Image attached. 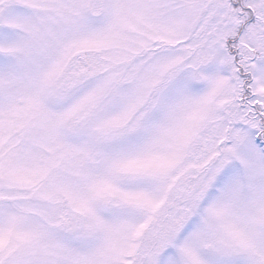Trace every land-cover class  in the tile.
Here are the masks:
<instances>
[{"label": "snow or ice", "instance_id": "obj_1", "mask_svg": "<svg viewBox=\"0 0 264 264\" xmlns=\"http://www.w3.org/2000/svg\"><path fill=\"white\" fill-rule=\"evenodd\" d=\"M0 264H264V0H0Z\"/></svg>", "mask_w": 264, "mask_h": 264}]
</instances>
